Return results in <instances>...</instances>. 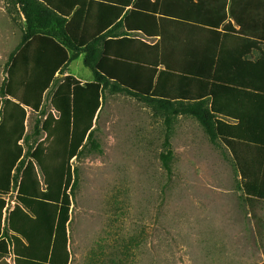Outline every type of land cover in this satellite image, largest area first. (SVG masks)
Wrapping results in <instances>:
<instances>
[{"label": "crops", "instance_id": "obj_1", "mask_svg": "<svg viewBox=\"0 0 264 264\" xmlns=\"http://www.w3.org/2000/svg\"><path fill=\"white\" fill-rule=\"evenodd\" d=\"M37 1L66 21L65 28L75 36L73 45H82L84 34L89 43L97 39L103 61L131 85L147 87L154 80L165 97H207L210 81L216 79L223 126L215 153L219 161H228L216 172L236 177L239 198L248 210L247 215L218 219L217 264H264V0ZM80 60L84 64V54L57 74V90L69 76L82 84L93 82L94 77L82 79L71 72ZM110 88L105 97L124 95L139 102ZM179 120L200 126L187 116H179L176 124ZM16 172L22 182L24 169ZM17 181L3 197V226L19 206V191L11 195ZM244 184L251 195L244 193ZM11 252L18 264L14 246Z\"/></svg>", "mask_w": 264, "mask_h": 264}, {"label": "rangeland", "instance_id": "obj_2", "mask_svg": "<svg viewBox=\"0 0 264 264\" xmlns=\"http://www.w3.org/2000/svg\"><path fill=\"white\" fill-rule=\"evenodd\" d=\"M23 30L18 10L0 0V88ZM71 72L93 77L81 60ZM55 84L44 110L57 118ZM44 119L29 111L31 143L46 140V134L34 135L36 121ZM167 133L164 119L143 103L124 95L104 98L95 133L102 153L89 147L73 162L79 184L68 228L70 264H217L218 219L248 214L236 177L217 175L228 161H219L217 145L187 120H179L169 135V174L160 158L168 150Z\"/></svg>", "mask_w": 264, "mask_h": 264}, {"label": "trees", "instance_id": "obj_3", "mask_svg": "<svg viewBox=\"0 0 264 264\" xmlns=\"http://www.w3.org/2000/svg\"><path fill=\"white\" fill-rule=\"evenodd\" d=\"M6 2L24 16L26 25L21 44L11 55L8 78L0 88V264H6L13 246L18 264H70L68 228L79 184L73 162L89 147L102 153L95 133L105 91L111 87L113 94L135 98L164 119L168 150L160 158L170 174L174 152L169 135L179 116L196 120L214 145L222 135L216 79L210 81L213 85L207 97H165L154 80L147 87L131 85L103 61L97 39L89 43L84 34L80 38L84 43L73 45L75 36L65 28L66 21L50 14L37 0ZM80 54H84V66L91 70L93 82L82 84L72 76L65 78L52 99L58 118L46 116L45 94L58 83L57 74H63ZM29 111L46 117L34 126L35 137L47 134L43 142H30ZM23 169L19 206L3 226V197L11 192L16 179L13 172L19 174ZM244 190L251 195L248 184Z\"/></svg>", "mask_w": 264, "mask_h": 264}, {"label": "built area", "instance_id": "obj_4", "mask_svg": "<svg viewBox=\"0 0 264 264\" xmlns=\"http://www.w3.org/2000/svg\"><path fill=\"white\" fill-rule=\"evenodd\" d=\"M14 184H15V188H14V190H13V192H12L11 195H14V194L17 195L18 194L19 186L21 184V180L15 182ZM9 199H10V197H9ZM9 199L7 200L8 201V204H9ZM11 203H12V206L15 204L14 201H12ZM8 204L6 206V211H9L10 205H8ZM6 262H7V264H16V257H15V255H14L13 252L10 253V255L8 256V258L6 259Z\"/></svg>", "mask_w": 264, "mask_h": 264}]
</instances>
